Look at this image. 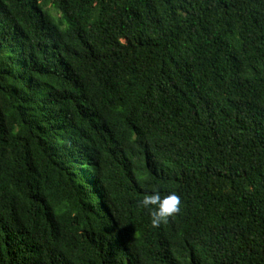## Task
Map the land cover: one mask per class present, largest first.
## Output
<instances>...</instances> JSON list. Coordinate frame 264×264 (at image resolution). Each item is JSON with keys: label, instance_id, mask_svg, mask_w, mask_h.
<instances>
[{"label": "trees", "instance_id": "trees-1", "mask_svg": "<svg viewBox=\"0 0 264 264\" xmlns=\"http://www.w3.org/2000/svg\"><path fill=\"white\" fill-rule=\"evenodd\" d=\"M0 264H264V0H0Z\"/></svg>", "mask_w": 264, "mask_h": 264}, {"label": "clouds", "instance_id": "clouds-1", "mask_svg": "<svg viewBox=\"0 0 264 264\" xmlns=\"http://www.w3.org/2000/svg\"><path fill=\"white\" fill-rule=\"evenodd\" d=\"M181 200L175 192L161 195L160 191L153 187L138 201V206L147 211L150 223L153 227L165 222L180 210Z\"/></svg>", "mask_w": 264, "mask_h": 264}]
</instances>
